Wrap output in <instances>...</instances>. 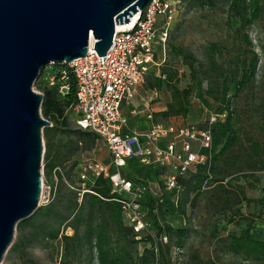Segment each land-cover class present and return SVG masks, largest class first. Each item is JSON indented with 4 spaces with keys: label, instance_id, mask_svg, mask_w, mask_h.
I'll use <instances>...</instances> for the list:
<instances>
[{
    "label": "rangeland",
    "instance_id": "rangeland-1",
    "mask_svg": "<svg viewBox=\"0 0 264 264\" xmlns=\"http://www.w3.org/2000/svg\"><path fill=\"white\" fill-rule=\"evenodd\" d=\"M225 7L219 4L215 8H200L180 3L166 42L165 61L158 67L166 75H171V87L179 91L188 88L190 91L186 118H173L170 119L171 123L192 124L199 128L205 127L210 117L216 115L219 106V73L222 72L229 77L231 83L228 97L233 116L232 123L237 131L236 144L225 157L218 174L219 177L224 176L226 179L198 195L191 193L184 196L183 194L181 201L184 203V214L169 213L165 218L157 217L161 224L168 222L176 228H188L181 264H198L201 261H212L213 264H257L246 262L227 252L226 239L232 236H245L255 240H264L263 208L254 203L242 202L236 203L231 209L225 211L222 209L225 191H228L227 194L244 192L249 199H259L264 195V170L260 169L261 164L252 150L253 145H258L264 152V133L261 130L264 115V11L249 30L243 31L239 29L236 17L227 12ZM246 34L251 42L250 46L244 39ZM252 54L258 60L255 76L249 84L238 89L233 82L232 73L241 69L242 61L245 60L248 64ZM160 55L158 51L157 61L162 60L163 57ZM41 74H43L42 70L33 83V90L40 94H42L40 89L43 83L40 80ZM58 89L57 93H59ZM151 92L144 85L138 88L136 90L137 101L132 100L134 104L130 101L124 107V112L128 111L129 106L139 110V104L144 102L149 105L154 104L157 100L153 98ZM158 92L160 99L157 101L159 104L154 107L156 113L166 110L167 105L172 101L168 89L162 88ZM67 95L63 100L60 99L62 109L67 104ZM61 104L55 107L49 102L47 106L56 112ZM66 115L69 131H77L73 111L68 109ZM40 116L44 119L41 106ZM54 142L55 149H59L61 153L67 149L72 152L70 159L64 162L67 163L63 167L65 173L70 172L73 164L82 165L90 161L107 164L109 161L108 153L101 141L92 136L78 138L75 134H60L56 136ZM78 142H81V145L78 146ZM42 145L40 174L42 182L46 185L50 182L44 174L43 134ZM163 177L160 179L163 180ZM226 181L229 183L226 184ZM67 182L72 187H79L76 173L73 170L69 173ZM155 190L156 185H152V192ZM55 197L54 195L48 201L40 197L38 207L51 203ZM65 233L70 235L71 231L65 229ZM15 237L16 232L11 245ZM10 247L0 264H21L20 258L10 256L8 253ZM148 247L149 244L142 241L135 245L134 252L138 256ZM167 255H170V260H165L161 264H176L172 261L171 250ZM25 256L37 264H71L65 262L62 245L58 241H36L26 249Z\"/></svg>",
    "mask_w": 264,
    "mask_h": 264
},
{
    "label": "trees",
    "instance_id": "trees-1",
    "mask_svg": "<svg viewBox=\"0 0 264 264\" xmlns=\"http://www.w3.org/2000/svg\"><path fill=\"white\" fill-rule=\"evenodd\" d=\"M180 3L200 8H215L219 4H223L226 6L227 12L236 17L239 29L243 31L249 30L264 11V0H181ZM244 39L250 46L251 42L248 40L247 34ZM257 63V57L252 54L248 64L245 60L242 61L241 69L232 73L233 82L238 89L252 81ZM188 66L191 68V65L188 64ZM54 69L60 71L67 67L55 65ZM157 72L159 75H163L164 79L157 77ZM171 80V75H166L159 68L152 70L146 78L144 86L149 91L158 92L162 88H166L171 93L172 101L167 105L166 110L153 114L154 121L167 122L177 117L185 119L188 114L190 91L188 88L179 91L171 87ZM218 80L220 92L216 115L225 113L226 116L222 121H217L210 126L212 154L209 167L196 166L192 173L178 179V187L172 191L164 189L163 181L160 179L164 175L162 169L143 167L136 160L128 161L123 169V177L130 180L134 186L148 188L140 199V205L148 223V234L145 233L139 238L124 223L119 203L122 197L112 192L106 179L89 174L86 181H81L79 178L81 164L78 163L71 166L70 172L73 170L76 173L79 187H72L67 182L70 172L65 173L63 167L67 164L64 162L70 159L72 152L67 149L61 153L59 149H55L56 136L75 134L78 138L92 136L96 140L99 139L87 132L69 131L66 114L68 109L75 105L73 78L70 77L69 91L66 96L67 104L63 109L60 99L63 100L65 96L61 98L57 93V88H49L42 81L41 111L44 119L51 124L50 127L42 130L45 146L44 174L50 184H54V169L59 168L61 173H55L57 179L55 199L47 205L38 207L28 218L16 224V237L8 251L10 256L20 258L21 264H37L25 256L26 249L36 241H58L62 245L65 262L71 264H94L95 262L96 264H161L165 260H170V255H167L170 254V250L172 261L175 263L173 253L176 249L181 250V257L183 256L188 228H176L168 222L161 224L157 217L165 218L169 213L184 214V203L181 201L183 194L184 196L191 193L198 195L203 192L205 189L202 187L208 175L210 176L207 183L208 188L223 182L226 177L218 176L220 166L237 141V131L232 123L233 116L228 97L231 81L222 72L219 73ZM49 102L53 103L55 107L61 104V107L54 112L50 106H47ZM261 130L264 133V115L262 116ZM79 145L81 142H78ZM252 150L257 161L261 164L260 169L264 170V152L258 145H253ZM228 183L229 181H226V184ZM152 185H156L155 192H152ZM226 192L228 191L224 193L223 211L242 202L254 203L264 209V195L259 199H249L244 192L240 194L230 192L227 194ZM242 218L244 217L242 216ZM65 229H69L71 234H66ZM161 236L167 237L166 244L158 241ZM173 238H175L174 242ZM142 241L148 243L149 247L137 256L134 247ZM226 244L227 252L244 261L264 264V240L232 236L226 239ZM198 264H213V262L201 261Z\"/></svg>",
    "mask_w": 264,
    "mask_h": 264
},
{
    "label": "built area",
    "instance_id": "built-area-1",
    "mask_svg": "<svg viewBox=\"0 0 264 264\" xmlns=\"http://www.w3.org/2000/svg\"><path fill=\"white\" fill-rule=\"evenodd\" d=\"M181 0H149L142 13H138L132 25L126 29H115L112 44L105 56L99 57L88 46L87 55L56 71L54 64L42 70L40 80L50 87L59 88L58 95L69 91L70 77L75 82L74 113L77 131L96 136L105 147L109 162H85L80 166L79 178L86 181L89 174L103 177L119 200L124 223L139 238L148 234V223L140 199L147 187L134 186L123 177L127 162L136 160L143 167H156L164 171L163 184L166 191L178 187V179L192 173L196 166L209 167L212 154L210 126L222 121L226 114L210 117L205 127L178 125L154 121L150 111L132 109L128 115L135 117L144 113L145 127L135 130L129 127L124 107L133 100L138 88L145 84L148 74L164 63L165 46L171 25L177 15ZM163 57L157 61L158 57ZM157 67V68H156ZM71 75V76H70ZM157 77L164 79L163 75ZM38 93V92H37ZM42 95V94H41ZM54 184L42 182L41 196L48 201L56 192ZM207 176L202 189H207ZM158 241L167 243V237ZM156 252V249H154ZM181 250L174 251L176 264H181Z\"/></svg>",
    "mask_w": 264,
    "mask_h": 264
},
{
    "label": "water",
    "instance_id": "water-1",
    "mask_svg": "<svg viewBox=\"0 0 264 264\" xmlns=\"http://www.w3.org/2000/svg\"><path fill=\"white\" fill-rule=\"evenodd\" d=\"M149 0H0V262L16 224L38 207L42 178L39 72L93 50L105 56L117 25L129 24Z\"/></svg>",
    "mask_w": 264,
    "mask_h": 264
},
{
    "label": "crops",
    "instance_id": "crops-1",
    "mask_svg": "<svg viewBox=\"0 0 264 264\" xmlns=\"http://www.w3.org/2000/svg\"><path fill=\"white\" fill-rule=\"evenodd\" d=\"M151 92V91H150ZM152 94H153V98H155V100H157L158 101V99H160V93L159 92H151ZM138 98V94L135 92V95H134V99L133 100H135V102L137 101L136 99ZM141 100H143V99H141ZM155 102L154 104H151V105H149L148 103H143V104H139L140 105V108H139V110H143V108H145L144 110L145 111H150V112H152V113H156L155 111V109H154V107L156 106V105H158L159 104V102ZM132 104H134V102L132 101ZM130 107V106H129ZM129 107H128V111L129 110H132V109H136V108H132V107H130V109H129ZM163 110V109H162ZM127 111V112H128ZM126 112V110H125V115L128 117V123H129V127L131 128V129H135V130H143L144 129V127H145V122H144V113L143 112H139V114L137 115V116H135V117H131V116H129L128 115V113ZM159 112V111H158Z\"/></svg>",
    "mask_w": 264,
    "mask_h": 264
},
{
    "label": "bare ground",
    "instance_id": "bare-ground-1",
    "mask_svg": "<svg viewBox=\"0 0 264 264\" xmlns=\"http://www.w3.org/2000/svg\"><path fill=\"white\" fill-rule=\"evenodd\" d=\"M136 16H137V14L134 15V16L131 18L129 24L117 25L115 29H126V28L130 27V26L132 25V23L134 22V20L136 19ZM92 44H93V39L90 38V45H92Z\"/></svg>",
    "mask_w": 264,
    "mask_h": 264
}]
</instances>
